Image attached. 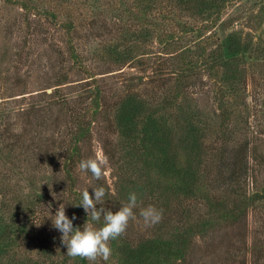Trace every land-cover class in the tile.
<instances>
[{"label": "trees", "instance_id": "16d2710c", "mask_svg": "<svg viewBox=\"0 0 264 264\" xmlns=\"http://www.w3.org/2000/svg\"><path fill=\"white\" fill-rule=\"evenodd\" d=\"M95 1L2 0L4 4L16 7L23 15V21L31 25H36L41 18L61 24V16H64L63 26L70 34L77 21L73 6L79 3L89 7ZM234 2L236 0H133L136 10L126 11L133 19H141L142 32L131 29L122 37L106 41L97 52L102 60L123 66L142 54L140 43L155 38L172 66L168 86L153 95L127 91L114 103L112 114L106 116L117 131L119 158L115 196L121 197L122 189L129 183L127 171L133 167L147 178L145 185L150 193L152 188L157 189L154 188V200L145 204L163 209V218L153 225L155 232L151 235L136 242L124 235L110 241L116 264H182L190 252L192 238L206 235L221 223L240 222L246 218L249 208L264 200V187L252 186L247 190L261 152L258 132L250 122L254 108L246 88L247 77L257 73V67L264 68V59L236 33H228L218 40L214 31L223 25L222 15ZM119 3L124 9L128 6L126 0H119ZM154 11L162 18L160 20L178 17L180 32L164 33L163 25L152 21L158 20L150 16ZM183 15L199 23H186L181 20ZM190 32L196 33L192 47L190 44L179 47L182 36ZM66 51L68 64L81 69L83 57L72 37L66 40ZM200 69L206 71V79L211 84L212 98H209L215 105V118L204 111L202 97L189 87ZM85 72L81 81L75 83L78 80H71L70 71H65L60 79L48 85L50 92L47 93V87H44L34 93L49 100L50 111L53 108L64 111L66 131L59 142L60 154L55 158L54 154H48V149L44 150L41 135L38 141L30 138L27 121L23 127L17 125L12 134L8 133L10 140L6 141L1 129L6 115L0 110V163L14 166V149L22 146L28 148L20 160L26 169L32 161L39 165H51L52 159L61 161L60 172L65 173L62 174L64 182L73 191L69 193L71 212L67 216L70 219L73 214L77 218L86 214L82 206H75L81 202L82 193L72 189L73 171L79 165V144L91 133L95 116L103 113L102 91L99 86L92 85L94 75ZM76 84L82 86L76 91L68 90ZM7 143L12 149L5 148ZM4 149L6 153H3ZM30 172L25 181L29 187L37 188V175L32 169ZM46 173L49 175L43 177L45 181L51 174L55 175L50 170ZM7 176L0 170V264H25L17 262L13 255L1 257V250L12 246V224L34 204L33 200H25L14 190L7 189L10 185ZM105 190L107 195L108 188ZM201 202L206 209L205 215L198 209ZM4 211L9 220L2 224ZM102 224L103 220L99 221V225ZM73 226L78 227L77 219ZM78 260V264H82L85 259L78 257Z\"/></svg>", "mask_w": 264, "mask_h": 264}, {"label": "rangeland", "instance_id": "374dc122", "mask_svg": "<svg viewBox=\"0 0 264 264\" xmlns=\"http://www.w3.org/2000/svg\"><path fill=\"white\" fill-rule=\"evenodd\" d=\"M126 1L128 6L125 9L120 5L119 0H96L94 5L89 7L76 3L73 8L77 21L70 34L68 28L63 26L64 16H61L59 22L62 21V25L43 18L36 25H31L23 21V15L16 7L4 4L0 0V110L6 115L2 121L5 124L1 126L7 137L6 141L10 140L8 133L12 134L16 131L17 125L23 127L24 122L27 121L30 138L38 141L41 135L40 143L44 150L48 149V154H54L55 158V155L60 154L59 142L66 131L64 111L58 108L50 111L49 100L34 93L44 87H47L45 88L47 93L50 92L51 88L48 85L60 79L65 71H70L71 80H78L75 83L81 81L80 78L85 75V71L93 74L95 83L92 85L99 86L102 91L103 113L95 116L91 133L79 144V162L98 154L107 155L110 171L96 180L91 172H82L77 164V170L73 171L72 189L75 193H82L84 189H88L90 195H93L94 187L101 185L108 188L103 206L113 212L128 202L131 193H135L137 207L133 211L136 219L129 221L126 232L122 235L136 242L155 232L153 225L145 224L140 211L149 206L145 203L154 200L157 189L152 188L150 193L145 185L148 182L145 175L129 167L126 175L129 183L122 189L120 198L115 196V175L118 171L116 165L119 158L116 147L117 131L114 125L107 121L106 116L112 114L114 103L127 91L135 90L142 94L153 95L154 92H159L168 86L172 66L155 38L150 42L140 43L139 51H142V54L123 66H116L97 56L99 49L109 39L122 37L131 29L142 32L141 19H133L126 11V9L136 10L133 0ZM164 12L170 13L167 9ZM150 16L158 19L152 21L163 25L164 33L165 31L180 32L178 17L168 18L167 21L160 20L162 18L158 17L155 11L151 12ZM181 20L191 25L199 23L198 20L187 19L186 16ZM221 20L223 25L214 30L218 40L225 38L228 33H236L240 39L251 45V49L260 58L264 59V0H236L226 7ZM225 23L227 25H224ZM162 29L160 28V31ZM195 34L190 32L183 35L179 47L186 44L192 47ZM71 37L77 51L83 57L81 69L77 66L72 67L67 62L66 40ZM256 69L257 73L247 77L246 88L248 99L254 108L250 122L254 131L258 132L257 141L261 158H258L260 160L256 166L253 162L256 170L247 190L252 186L264 187V68ZM206 74L203 69L197 71V76L189 87L202 97L201 105L204 111L215 118V105L209 98H212L209 91L211 84L206 79ZM81 86V84L72 85L68 90L76 91ZM41 104L43 106H40ZM7 145L6 149H12L10 143ZM6 149L3 153H6ZM27 149L25 146L15 147L14 166L0 163L2 173L8 174L7 180L10 185L6 186L7 189L14 190L15 194L21 195L25 200L29 199L28 201L33 200L34 203L30 204L31 207L29 205L28 212L24 211L12 224L13 243L10 248L1 250V257L13 255L17 262L25 264H78L80 263L78 257L72 258L66 254V245L61 241L62 233L53 226L52 222L60 204L65 205L66 215L69 216L71 212L69 193L72 194L73 191H70L68 184L64 182L62 174L65 173H61V161L52 159L51 165H39L32 161L26 169L20 160L22 155L28 152ZM9 168L11 170H8ZM30 169L37 175V188L29 187L25 181L27 175L31 173ZM49 170L55 172V175L51 174L50 179L45 181L43 177L49 175L46 173ZM41 192L42 198H40ZM175 204L180 207L179 204ZM99 207L100 205H97L98 209ZM198 209L202 215H205L203 202ZM8 220L7 212L4 211L2 224ZM86 220L87 213L77 218L81 229ZM93 223L97 227L100 226L99 222ZM190 248L182 264H264V200L256 202L249 208L246 218L240 222L221 223L206 235L192 238ZM81 263L116 264L113 251L107 261L98 258L95 262L85 259Z\"/></svg>", "mask_w": 264, "mask_h": 264}, {"label": "clouds", "instance_id": "9594fccd", "mask_svg": "<svg viewBox=\"0 0 264 264\" xmlns=\"http://www.w3.org/2000/svg\"><path fill=\"white\" fill-rule=\"evenodd\" d=\"M79 169L82 172H91L96 180L101 179L109 171V158L107 155H96L82 159L79 162ZM93 195L88 189L82 192V199L78 205L82 206L87 213V220L81 227H74L73 221L77 219L73 214L70 219L65 214V205L60 204L54 215L53 226L62 233L61 241L66 245L67 255L75 258L80 257L89 262H95L98 258L107 261L112 255L110 241L119 238L126 232L130 220H135L134 209L137 207V196L135 193L129 195L128 202L123 204L118 210L113 212L104 207V197L106 190L104 187H94ZM97 205H100L99 209ZM140 215L146 225L159 223L163 218V209H157L149 205L141 209ZM102 226L97 227L93 222L101 221Z\"/></svg>", "mask_w": 264, "mask_h": 264}]
</instances>
